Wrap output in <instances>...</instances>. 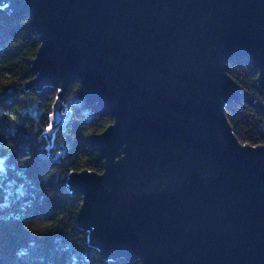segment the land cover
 I'll return each mask as SVG.
<instances>
[{"label": "water", "instance_id": "obj_1", "mask_svg": "<svg viewBox=\"0 0 264 264\" xmlns=\"http://www.w3.org/2000/svg\"><path fill=\"white\" fill-rule=\"evenodd\" d=\"M40 47L26 88L74 78L113 123L90 143L102 173L68 179L80 228L102 257L141 264H264V146L242 144L225 108L247 61L264 92V0H0ZM264 109V104L260 103Z\"/></svg>", "mask_w": 264, "mask_h": 264}, {"label": "trees", "instance_id": "obj_2", "mask_svg": "<svg viewBox=\"0 0 264 264\" xmlns=\"http://www.w3.org/2000/svg\"><path fill=\"white\" fill-rule=\"evenodd\" d=\"M40 40L29 16L0 7V264H141L102 257L79 226L82 197L73 194L71 173H102L100 150L90 143L113 123L112 114L88 106L74 78L64 95L67 127L52 130L58 90L26 88ZM242 96L225 108L242 144L264 146V92L247 61L228 63Z\"/></svg>", "mask_w": 264, "mask_h": 264}, {"label": "snow or ice", "instance_id": "obj_3", "mask_svg": "<svg viewBox=\"0 0 264 264\" xmlns=\"http://www.w3.org/2000/svg\"><path fill=\"white\" fill-rule=\"evenodd\" d=\"M2 172H3V169L0 168V174H2ZM0 207H3V205H0Z\"/></svg>", "mask_w": 264, "mask_h": 264}]
</instances>
